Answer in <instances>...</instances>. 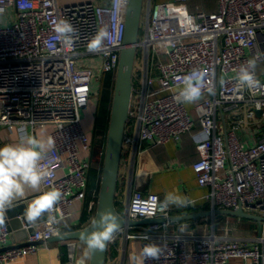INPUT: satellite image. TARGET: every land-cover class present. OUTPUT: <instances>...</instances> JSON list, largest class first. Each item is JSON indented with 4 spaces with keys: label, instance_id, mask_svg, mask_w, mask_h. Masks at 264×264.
<instances>
[{
    "label": "built area",
    "instance_id": "obj_1",
    "mask_svg": "<svg viewBox=\"0 0 264 264\" xmlns=\"http://www.w3.org/2000/svg\"><path fill=\"white\" fill-rule=\"evenodd\" d=\"M127 1L61 6L57 0H0V16H6L0 18V125L33 137L37 128L53 126V147L41 161L50 173L41 194L53 188L63 193L25 245L7 247L12 232L7 225L0 227V264L22 260L58 236L74 201L86 197L91 162L81 159L80 152L91 146L82 111L94 96L93 83L101 84L107 73L116 75ZM146 1L122 147L141 141L170 143L198 124L194 139L199 157L192 168L198 184L209 188L205 199L210 209L241 206L264 217V79L257 70L258 64L264 66V0H216L214 11L193 0ZM58 19L77 30L71 47L57 39ZM103 28L112 38L102 50L90 52L89 41ZM88 56H100L99 73L95 64L84 63ZM251 59L261 84L254 89L236 79L238 69ZM196 68L206 73V86L214 94L206 87L201 100L188 108L178 92L183 76ZM131 127L134 134L126 133ZM141 186L138 181L120 213L128 220L164 221L120 229L108 242L105 264H130L132 241L161 246L159 259L145 264H228L236 258L241 264H264V222L260 232L246 236L219 235L213 226L203 234L174 230L172 208ZM96 202L90 203L96 207ZM144 234L151 240L140 239ZM76 241L66 240L69 258L63 264H75Z\"/></svg>",
    "mask_w": 264,
    "mask_h": 264
},
{
    "label": "crops",
    "instance_id": "obj_2",
    "mask_svg": "<svg viewBox=\"0 0 264 264\" xmlns=\"http://www.w3.org/2000/svg\"><path fill=\"white\" fill-rule=\"evenodd\" d=\"M112 0H57L61 6L76 5L86 2H93L96 4L107 5ZM156 2L170 1V0H155ZM207 11H214L216 9V0H194ZM260 77L264 79V66L257 65ZM95 101L92 104L91 121L86 125L85 132L89 138L91 150L86 151L81 149V159H89L91 168L88 173V180H90L91 172L101 173L105 143L106 131H101L96 134L93 130V119L95 112ZM192 104H187L188 108ZM198 124L195 125L192 132L184 134L179 140L170 141L162 145H152L148 141H141L134 145H124L122 147L118 181L115 194V205L119 212H124V204L136 183L141 181L144 192H151L158 194L160 199L164 201L165 195L168 192H175L187 197L191 203L186 207H171L173 216H181L191 214L199 211L209 210L210 203L205 199L209 188L200 186L197 181L196 174L193 171L192 165L197 161L199 155L196 150L194 137L198 134ZM53 129L52 125H45L35 130V138L47 141L50 139V133ZM28 133L29 127H28ZM135 128H126V133L134 134ZM99 135V139L97 138ZM20 137V130L13 128L9 130L5 126L0 125V147L5 144L18 143ZM247 144L251 141L246 140V136H240ZM94 149L98 152L95 159ZM88 188V187H87ZM41 194V186L39 190L26 188L23 197L13 201V205L19 202H27L29 205L32 201ZM96 191L87 189L86 197L82 200H76L71 206V215L68 219L62 221V232H69L88 225L94 215L96 214V207L92 206L90 202L97 201ZM47 214L42 217L43 219ZM227 215L203 216L196 219H188L177 222L172 220V229L174 230H196L199 233L210 231L212 226L214 231L219 235L228 236H246L256 235L258 233V224L256 220H243ZM37 226V225H36ZM26 228V227H25ZM24 228V229H25ZM139 228V227H137ZM136 228V229H137ZM236 232V233H233ZM22 234L20 231L17 234L11 233L7 245L11 246L19 244L22 241ZM135 242H130L131 256L135 253ZM139 243V242H138ZM75 247V264H88L89 252L88 248L81 241H76ZM41 248L33 254H28L24 259L16 261L11 264H63L67 261L68 251L66 240L50 239L45 244H41ZM140 246V243H139ZM115 255L112 254V256ZM228 264H241V262L230 261Z\"/></svg>",
    "mask_w": 264,
    "mask_h": 264
},
{
    "label": "clouds",
    "instance_id": "obj_3",
    "mask_svg": "<svg viewBox=\"0 0 264 264\" xmlns=\"http://www.w3.org/2000/svg\"><path fill=\"white\" fill-rule=\"evenodd\" d=\"M54 32L58 40L62 41L66 47H71L77 30L70 21L58 19L54 24ZM111 38L107 28L101 29L89 41L88 50L90 52L102 50L105 42ZM255 68L256 60L251 59L238 69L236 79L240 86L248 89L261 87L260 81L255 76ZM205 78L206 73L198 68L183 76L178 100L183 104H195L201 100L206 87L210 94H214L213 89L206 86ZM52 147L51 139L44 141L23 133L18 143L5 144L0 147V219L13 206L14 200L23 197L26 188L39 190L41 184L50 175L41 161ZM62 196L63 193L55 188L43 192L27 207L26 219L34 223L46 214L52 213ZM190 203L191 201L186 196L168 192L165 195L163 206L179 208L186 207ZM93 223H99L100 227L87 235L85 243L89 250L103 251L120 230V224L111 212H105L98 218V221ZM140 239L151 240L147 234L141 236ZM161 254L160 245L147 243L138 247V251L130 258V264H145L148 260L159 259Z\"/></svg>",
    "mask_w": 264,
    "mask_h": 264
},
{
    "label": "water",
    "instance_id": "obj_4",
    "mask_svg": "<svg viewBox=\"0 0 264 264\" xmlns=\"http://www.w3.org/2000/svg\"><path fill=\"white\" fill-rule=\"evenodd\" d=\"M144 0H128L125 8V37L124 46L120 51L117 72L115 75L110 116L108 121L107 135L105 143V151L102 163L100 176L99 190L96 202V211L92 221L84 226L69 232H61L58 236L52 239L67 240L74 239L81 241L87 247L85 240L89 233L100 227L98 218L105 212L113 213L120 224V229H125L132 226H144L152 223H161L164 218H145L141 220H128L122 215L115 205V194L118 181L119 164L122 152V142L125 131L126 122L128 119L131 95L133 90V67L140 36V24L143 10ZM258 114L260 112H257ZM29 204L27 202H19L8 209L2 219H0V227L7 225L9 230L17 234L18 231L22 234V241L19 244L11 246H22L27 243L28 237L34 233V227L43 218L37 222H29L26 219L25 211ZM227 215L248 220H256L258 224V232L261 231V224L264 222V217L245 212L242 207L236 210L231 209H209L181 216H172L171 219L177 222L188 219H196L203 216ZM46 218V217H45ZM44 218V219H45ZM26 227V228H25ZM25 228V229H24ZM7 246V247H11ZM108 244L103 251L89 250L88 264H105Z\"/></svg>",
    "mask_w": 264,
    "mask_h": 264
},
{
    "label": "trees",
    "instance_id": "obj_5",
    "mask_svg": "<svg viewBox=\"0 0 264 264\" xmlns=\"http://www.w3.org/2000/svg\"><path fill=\"white\" fill-rule=\"evenodd\" d=\"M114 81H115V73L110 72L105 74L101 81V86L99 89V94L97 101L95 102V112H94V119H93V130L94 133H98L101 131H106L108 128V121L110 116V109H111V101H112V94H113V87H114ZM98 152L96 149H94V156L95 159L97 157ZM102 164V163H101ZM100 176L101 173H94L91 172V178L88 182V188L87 189H94L96 191V194L98 195L99 190V183H100ZM97 197V196H96ZM246 220V219H243ZM247 221V220H246ZM111 255L114 254V251H110Z\"/></svg>",
    "mask_w": 264,
    "mask_h": 264
},
{
    "label": "rangeland",
    "instance_id": "obj_6",
    "mask_svg": "<svg viewBox=\"0 0 264 264\" xmlns=\"http://www.w3.org/2000/svg\"><path fill=\"white\" fill-rule=\"evenodd\" d=\"M144 4L147 2L146 0H144ZM155 1V0H154ZM193 3H196L194 0H193ZM11 11V10H9ZM142 16H143V19H144V16H145V6H143V10H142ZM6 16H0V18H5ZM143 19H142V22L140 24V31H141V28L143 26ZM84 63H90V64H95L96 65V73H99V64L101 63V58L100 56H88V57H85L84 58ZM100 82L99 81H95L93 83V97H92V100L89 104V107L87 109H85L84 111H82V126L85 130L86 128V125L89 123V121H91V118H92V114H91V108L93 107L92 104L94 103V101L96 102L97 101V98H98V94H99V89H100ZM99 135H97V138L99 139L98 137ZM233 233H236V232H233ZM138 247H139V243L138 241L135 242V253L138 251ZM231 261H237V262H241V259H231Z\"/></svg>",
    "mask_w": 264,
    "mask_h": 264
}]
</instances>
